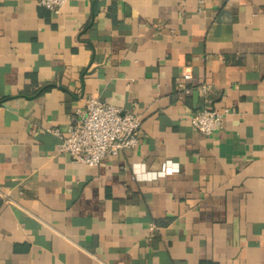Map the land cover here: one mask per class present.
I'll return each mask as SVG.
<instances>
[{"label":"crops","instance_id":"obj_1","mask_svg":"<svg viewBox=\"0 0 264 264\" xmlns=\"http://www.w3.org/2000/svg\"><path fill=\"white\" fill-rule=\"evenodd\" d=\"M37 1L0 0V264H264V0ZM86 95L134 148L56 151Z\"/></svg>","mask_w":264,"mask_h":264},{"label":"built area","instance_id":"obj_2","mask_svg":"<svg viewBox=\"0 0 264 264\" xmlns=\"http://www.w3.org/2000/svg\"><path fill=\"white\" fill-rule=\"evenodd\" d=\"M67 1L38 0L37 3L58 12ZM182 77L188 80L191 74L184 72ZM208 89L206 84L198 86L204 105L189 117L191 126L204 135L219 129L223 117L230 112L227 107L216 109L209 106ZM189 91V88H184V92ZM140 125L139 115L86 95L82 104L74 109L65 133L58 129L50 131L59 137L58 153L67 154L76 162L97 165L107 157H116L122 150L134 148L139 142Z\"/></svg>","mask_w":264,"mask_h":264}]
</instances>
